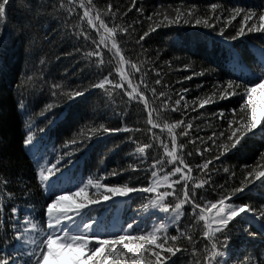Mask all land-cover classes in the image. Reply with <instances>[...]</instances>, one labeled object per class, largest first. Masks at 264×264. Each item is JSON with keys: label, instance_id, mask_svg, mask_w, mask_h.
<instances>
[{"label": "snow or ice", "instance_id": "6c2138e0", "mask_svg": "<svg viewBox=\"0 0 264 264\" xmlns=\"http://www.w3.org/2000/svg\"><path fill=\"white\" fill-rule=\"evenodd\" d=\"M24 4L33 20L44 21L37 25L39 29L46 30L49 20L62 24L66 35L80 43V47L75 50L80 52L87 49L83 51V56L100 73V78L87 86L72 87L53 81L49 91L54 100L44 104L40 111L43 123L54 125L64 113L58 115L52 110L62 104L70 106L77 98L86 99V93L91 95L90 89H100L107 96L119 89L122 95L128 97V103L136 101L143 105L146 119L137 121L143 123V129L88 122L78 127L59 148L54 146L50 152H40L36 145L43 140L45 128L39 127L33 120L29 109L31 101L26 103L24 94L34 95L40 85L48 84L44 73L50 60L41 55L38 57L39 66L32 62L34 47L40 41L33 31L32 21L26 22L25 55L28 59L24 77L18 85L16 110L27 116L22 144L37 165L36 180L45 194L46 203L43 205L41 220L35 204L30 202L32 189L27 182L17 177L19 192L8 190L13 181L4 175V171L13 161L5 155L8 141L0 136V264H177L179 257L173 259L177 253L189 255V264H264V253L258 259H240L234 255L240 249L234 248L232 243L234 236L240 232L251 237H264V208L258 209L250 203L239 202L245 190L251 192L257 181L264 187V152L259 154L255 165H244L243 178L238 183L233 180L231 185L227 181L225 184H216L213 180V174L220 171L213 161L227 158V154L233 150L239 151L249 139L257 136L264 138V106L258 109L255 99L258 93H264V45L254 46L259 55L258 68L253 70L243 64L239 51L232 43L248 33L264 34V4L258 6L259 13L253 7L235 6L225 9L215 2L209 3L203 13L196 4H181L175 8L171 5L168 8L160 6L162 10L153 11L146 17L151 22L148 29L134 41L133 33L136 29L132 24L116 23L120 7L117 5L113 11L111 2L103 9H98L93 0H68V5L65 0H35V5L31 0H24ZM72 4H78L83 10L82 15H77L80 22H86L87 28L79 22L69 24V17L76 11L69 6ZM9 7L10 0H0V48L4 46V26ZM131 8H135L140 15L144 13L143 6H137L136 0H131ZM131 8L121 13V18ZM61 9H66L67 17L59 15ZM225 11L228 13L226 16ZM105 16L111 19V27L105 21ZM237 17H241L238 26H234L233 32L225 34ZM135 23L139 21H133ZM179 24L212 29L225 44L230 45L236 78L217 82L210 95L197 97L193 101L197 107L203 108L215 103L217 99L238 97V107L228 109L227 116L224 110L213 114L224 124L219 131L214 130L207 141L199 136L190 137L189 130L193 127L191 120L185 123L179 118L169 122L170 117L166 118L168 112L187 115L184 110L189 107L188 102L183 95L172 101L166 86H161L159 91L155 86H150L149 71L160 77L159 66L151 58L147 61L140 59L146 51L141 41L150 32L162 26ZM133 42L140 47V51L134 53L135 60L132 55L125 57L123 54L132 51L127 46ZM101 46L107 49V60ZM155 59L159 60V50ZM164 63L171 65V61ZM190 66L184 65L185 68ZM205 71L212 72L214 69L202 68L193 75H204ZM137 74L138 79L134 80ZM185 78L191 79L190 76ZM152 85H161V78L152 80ZM182 91L187 93L188 90ZM146 92H151L152 102ZM47 112H51V116L45 115ZM156 128L161 129V134L166 130L167 142L153 132ZM121 131L151 133L149 142L133 140L136 147L132 156L136 163L129 165L133 173L137 169L145 173L146 183H141L140 178L136 177L137 183L133 185L131 176L128 181L105 182L106 177L120 176L128 169H104L103 172L89 175L86 180L77 176L73 170L79 163L75 159L76 153L84 154L93 139L99 141L105 138V134ZM37 132L40 136H37ZM158 139L159 143H154ZM196 140L207 146L201 148ZM158 148L163 150V155L155 154ZM186 148L189 150L185 151ZM149 149H152V155ZM113 150L109 149L110 152ZM194 152L201 158V163H193L191 160L186 162L185 157H192ZM204 153H210V158H205ZM194 170L196 175H193ZM223 171L233 178L236 176L227 167ZM205 185L209 189L219 188L222 191L214 200H207L202 191ZM131 194L146 197V202L142 201L133 210L135 215L130 222L121 221L118 217L109 221L94 215L98 206L113 201V198H127L131 201ZM18 200L26 202L17 203ZM182 218L188 223L185 224ZM191 227L199 228L198 235L204 238L202 249L197 247L198 241L188 231ZM253 227L256 230L250 231ZM170 228L176 234L169 235ZM12 241L15 244L9 250L8 245ZM188 245H191L190 249Z\"/></svg>", "mask_w": 264, "mask_h": 264}, {"label": "trees", "instance_id": "16d2710c", "mask_svg": "<svg viewBox=\"0 0 264 264\" xmlns=\"http://www.w3.org/2000/svg\"><path fill=\"white\" fill-rule=\"evenodd\" d=\"M31 2L35 5V0H31ZM109 2L113 4V11H115L117 5L120 7L116 23L132 24L136 29L133 33V41L138 39L139 35H142L143 31L148 29L151 22L146 17L153 11L162 10L160 6L168 8L171 5L172 8H175L181 4L184 6L196 4L201 13H203L209 3L215 2L223 5L225 9L235 6L253 7L259 13L260 9L258 6L264 4V0H136L137 6L142 5L144 8L143 15H140L135 8H131V0H93L98 9H103ZM65 4L68 5V0H65ZM69 6L76 9L68 19L69 24H77L79 22L83 23V26L87 28L86 22H80L77 15V13L82 15L83 10L78 7V4ZM129 8H131V11H128L127 15L121 18V13H124ZM227 14V11H225L224 15L226 16ZM59 15L67 17L68 13L66 9H61ZM104 19L111 27V19L108 16H105ZM240 19L241 17H237L236 20L232 21L225 34L233 32L234 26H238ZM28 21H32L33 31L37 40L40 41L34 47L32 62L39 66L38 57L41 55H45L50 60V64L44 73V79L48 81V84L40 85L35 90L34 95L24 94L25 102L29 103L31 101L29 109L33 115V120L39 127L45 128L43 140L36 145L40 152H50L54 146L59 148L65 140L69 139L77 131L78 127L88 122L104 123L110 127L128 125L132 128L139 127L143 129V123H137V121L146 119V111L143 105L136 101L128 103V97L122 95L119 89L114 90L111 96H107L100 89H90L91 95L86 93V99L77 98L76 102L70 106L62 104L60 107L54 108L52 111L58 115L64 113L54 125L43 123L40 111L44 104L51 103L54 100L49 91V85L53 81L62 82L72 87L87 86L96 82L100 78V73L83 56V51L87 49H82L80 52L75 50V48L80 47V43L66 35L62 24L56 20H49L46 30L39 29L37 25L44 21L33 20L25 8L24 0H10V7L4 26V46L0 48V136L8 141L5 155L10 157L13 163L9 168L5 169L4 175L10 177L13 181L9 185V191L19 192V185L16 183L17 177L28 183L32 189L30 202L35 204L38 215L43 220V205L46 203V197L36 180L37 165L31 153L22 144L26 131L24 122L27 120V116L18 113L16 110V100L19 98L18 85L24 77L26 60L28 59L25 55L27 34L24 30V25ZM133 21H139V23L133 24ZM232 43L235 44V48L239 51L243 64L253 70H257L259 53L254 46L264 45V34L258 32L248 33L239 41ZM141 44L146 51L141 54L140 59L147 61L151 58L160 69V77H156L155 72L149 71L150 86H155L157 91L160 90L161 86H166V91L172 97V101L183 95L188 102L189 107L184 110L187 115L182 112H168L166 118L170 117L169 122L179 118H182L185 123L191 120L193 127L189 130L190 137L199 136L207 141L208 136L214 130L219 131L224 124L217 115L213 114L224 110L225 116H227L228 109L238 107V97L234 96L225 100L217 99L215 103L205 105L203 108L197 107L193 101H196L197 97L203 98L205 95H210L214 90L213 86L217 82L236 78L229 51L230 45L225 44L216 31L193 24L162 26L154 32H150L149 36L145 37L144 41H141ZM127 47L132 51H125L123 54L125 57L132 55L135 60L134 53L139 52L140 47L135 45L134 42L129 43ZM101 48L103 49V46ZM157 50H159V60L155 59ZM103 51L107 60V49H103ZM176 57H179V59H176ZM164 61H171V65H166ZM185 64H190L191 66L185 68ZM113 67H115V64H113ZM209 67L214 69V71H205L204 75H193L194 72L198 73L202 68L208 69ZM238 70L236 69L235 71ZM104 74L106 75L107 72ZM138 76L139 74L134 77V80L138 79ZM189 76L191 79L185 78ZM114 77L118 79V75L115 73ZM156 78H161V85H152V80ZM109 79H113V77H109ZM106 87L111 88L112 86L106 85ZM183 89H187V93H184ZM145 94L152 102L151 92H146ZM255 99L258 109L264 106V93H258ZM183 102L181 103L183 104ZM156 103L158 104L159 101H156ZM45 115L51 116V112H47ZM153 132L156 133L159 139H163L165 142L168 141L166 130L163 134H161V129L159 128L153 129ZM37 136H40L39 132H37ZM149 136H151V133L143 131H121L105 134V138L99 141L93 139L90 146L85 149L84 154L76 153L75 159L79 163L73 170L77 176L86 180L89 175H95L98 171L103 172L104 169H128L120 176L106 177L105 182L128 181L131 176L133 185L137 183L136 177L140 178L141 183H146L145 173L139 169L133 173L129 169V165L136 163L132 156L136 147L133 140H137L139 143H146L149 142ZM130 137L133 139H129ZM159 139L154 141V143L158 144ZM196 144L201 148L207 146L201 145L199 140H196ZM114 146L117 147L114 148ZM109 149L114 150L110 152ZM187 150L189 149L186 148L185 151ZM148 152L150 155L153 154L152 149H149ZM261 152H264V138L257 136L247 140L239 151L233 150L227 154V158L221 157V161H213L215 167L220 169V171L213 174V180L216 184H225V181H227L228 185H231L233 180L238 183L243 178L244 165H255ZM104 153H107V155L105 156ZM155 154L163 155V150L158 148ZM204 157L210 158V153H204ZM101 159H103V163H101ZM185 159L186 162L188 160L193 163L202 162L199 155L195 152L192 157H185ZM168 167L171 166L169 165ZM209 167L212 168L213 165H209ZM224 167L229 168L230 172L234 171L236 173L235 178L231 177L229 173H225L223 171ZM165 171H167V168ZM196 174L194 170L193 175ZM202 191L207 200H214L222 190L219 188L209 189L208 185H205ZM131 195L133 197L131 201L127 200V198L117 197L113 198V201L98 206L94 215L99 218H107L109 221L118 217L121 221L130 222L135 215L133 210L137 209L142 201L146 202V197L142 198L137 196V194ZM25 202L24 200L17 201V203ZM239 202L250 203V205L258 209L264 208V187L260 186V182L257 181L256 187L252 188L251 192H248L247 189L245 190ZM185 208H187V205H185ZM182 221L185 224L188 223L184 218H182ZM237 227H240V225H237ZM255 230V227L250 229V231ZM188 231L198 241L197 247L202 249L204 238L198 235L199 228L191 227ZM172 234L176 233L173 228H170L169 235ZM232 243L234 248L240 249L238 253H234L240 259L246 257L258 259L264 253V237L259 235L251 237L247 233L240 232L234 236ZM14 244L15 241H12L8 245L9 250ZM188 247L190 249L191 245H188ZM177 257H179L177 264H189L191 259L189 255L185 254L182 256L181 253H177V256L173 257V259H177Z\"/></svg>", "mask_w": 264, "mask_h": 264}, {"label": "rangeland", "instance_id": "374dc122", "mask_svg": "<svg viewBox=\"0 0 264 264\" xmlns=\"http://www.w3.org/2000/svg\"><path fill=\"white\" fill-rule=\"evenodd\" d=\"M214 211V210H213Z\"/></svg>", "mask_w": 264, "mask_h": 264}]
</instances>
